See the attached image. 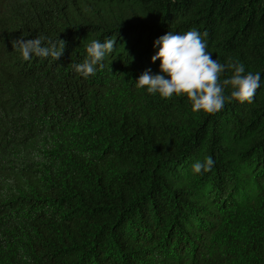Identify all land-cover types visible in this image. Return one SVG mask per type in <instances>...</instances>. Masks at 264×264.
<instances>
[{
    "label": "trees",
    "instance_id": "trees-1",
    "mask_svg": "<svg viewBox=\"0 0 264 264\" xmlns=\"http://www.w3.org/2000/svg\"><path fill=\"white\" fill-rule=\"evenodd\" d=\"M193 29L261 72L251 103L135 87L154 41ZM37 36L62 56L25 61L13 42ZM0 264H264V0H0Z\"/></svg>",
    "mask_w": 264,
    "mask_h": 264
},
{
    "label": "clouds",
    "instance_id": "clouds-1",
    "mask_svg": "<svg viewBox=\"0 0 264 264\" xmlns=\"http://www.w3.org/2000/svg\"><path fill=\"white\" fill-rule=\"evenodd\" d=\"M116 41L106 38L103 42L92 40L86 46V56L82 63L74 66V71L84 79L94 75L97 66L104 67L103 61L111 53ZM25 61L33 57H53L58 60L64 45L44 37L18 39L13 42ZM155 54L151 57L153 63L159 61V71L152 73L145 70L136 80L135 87L144 89L148 94H158L163 99L186 95L193 112L216 113L226 101L251 103L256 90L261 87V72L245 73V66L238 62L222 64L212 59V52L207 50L206 41L201 34L193 29L184 33L168 31L153 44ZM231 70L230 77L220 79L225 70ZM230 88V94L225 95V88ZM215 161L207 156L203 161L197 160L191 165L193 174L210 171Z\"/></svg>",
    "mask_w": 264,
    "mask_h": 264
}]
</instances>
